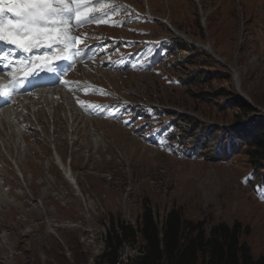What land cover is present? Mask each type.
Here are the masks:
<instances>
[{"label":"rangeland","instance_id":"rangeland-1","mask_svg":"<svg viewBox=\"0 0 264 264\" xmlns=\"http://www.w3.org/2000/svg\"><path fill=\"white\" fill-rule=\"evenodd\" d=\"M119 1L135 5L142 14L151 11L161 21L131 16L124 5L115 10L104 7L103 13H110L107 21L124 18L125 26L119 30L108 22L92 23L85 29L87 37L83 29L79 31V45L88 39L91 55H81L83 64L68 76L82 81L72 82L71 91L65 83L53 86L47 113L38 112L42 123L38 124L36 113L28 115L38 130L25 135L28 142H22L17 116L10 118L14 124L0 120V196L8 203L0 204V264H100L113 221L117 226L123 221L135 225L146 206L160 226L176 208L186 221H203L208 236L219 223L232 226L240 221L249 227L242 240L255 258L263 255L264 184L255 180L264 178V170H259L264 162L256 158L264 154L247 145L264 123V0ZM109 30L120 32L113 36ZM155 35L181 41L174 47L168 44L164 54L161 48L142 45L135 55L129 54L135 47L127 45L131 39L143 43L151 38L146 36ZM207 42L237 69V77L202 45ZM100 58L123 61L121 69L117 72L115 65ZM132 61L158 68L136 74ZM84 78L105 87L112 83L121 95L131 98L132 103L117 113L132 134L108 121L82 120L85 117L79 112L75 117L73 109L82 110L77 98L98 109L106 91L91 90L83 85ZM61 94L63 107L57 108ZM239 96L251 104L252 111L237 109ZM22 123L31 128L26 116ZM223 129L236 133L238 141L247 145L226 155L225 150L215 156L199 151V140L211 152L216 150L208 135L228 141ZM242 129L252 134L242 135ZM190 134L196 138L190 139ZM59 154L67 165L70 159L78 188L64 176ZM140 243L143 247L142 239L124 244L118 252L120 264L136 263L142 255Z\"/></svg>","mask_w":264,"mask_h":264},{"label":"trees","instance_id":"trees-1","mask_svg":"<svg viewBox=\"0 0 264 264\" xmlns=\"http://www.w3.org/2000/svg\"><path fill=\"white\" fill-rule=\"evenodd\" d=\"M236 105L237 109L243 110L244 113L253 110L251 104L241 96ZM224 130L227 135L230 133L226 129H223V132ZM240 133L252 134V131L242 129ZM195 134L191 135V138L195 139ZM208 138L215 147L226 146L221 145L217 137L208 135L207 140ZM248 144L240 141L233 152L247 145L252 146L251 150L257 154H264V123L258 126V136L251 138ZM205 150L210 156L215 154V151L211 152L207 148ZM252 153L250 152V156ZM256 158L264 162L263 155L260 154ZM259 170H264V166L259 167ZM255 182L263 183L264 178H256ZM113 222L106 236V249L101 255L100 264H120L119 250L124 244L128 242L136 244L140 239L144 245L142 247L140 243L142 255L135 264H264V254L255 258L250 245L242 240L243 233L248 232L249 227H244L240 221H235L232 226L226 222L219 223L213 226L208 236L203 221L195 223L186 221L181 211L176 208L166 215L160 226L152 208L146 206L135 225L123 221L117 226L115 220ZM193 233L195 235L191 236Z\"/></svg>","mask_w":264,"mask_h":264},{"label":"snow or ice","instance_id":"snow-or-ice-1","mask_svg":"<svg viewBox=\"0 0 264 264\" xmlns=\"http://www.w3.org/2000/svg\"><path fill=\"white\" fill-rule=\"evenodd\" d=\"M101 6L112 10L122 7L113 3H101ZM91 11L87 0H0V43L22 53L49 50L27 61L13 60L7 51L0 50V62L13 66L9 83L14 86L37 71H52L54 64L68 59L73 50L79 55L77 45L82 40L73 30L88 23H107L106 17L110 15L103 13L98 18L90 15ZM7 95L8 86L0 85V96Z\"/></svg>","mask_w":264,"mask_h":264},{"label":"bare ground","instance_id":"bare-ground-1","mask_svg":"<svg viewBox=\"0 0 264 264\" xmlns=\"http://www.w3.org/2000/svg\"><path fill=\"white\" fill-rule=\"evenodd\" d=\"M177 35L178 36H182V37H184V38H189V36H187V35H182V33H177ZM194 42H197L198 43V41H194ZM1 44V43H0ZM200 44V43H199ZM205 48H207L208 50H209V52L210 53H212V54H215L216 56H217V58H221V61L222 62H224V63H226L227 65H228V63L227 62H225V60L221 57V55L219 56L217 53H216V50L212 47V45L210 44V43H205V44H202ZM8 53H9V55H10V57L13 59V60H20L19 58H16V57H21V55H23L22 54V52H19L18 50H16L14 47H12V48H10V47H8V49L6 50ZM49 50L48 49H46V48H44V49H39L38 51H36L35 52V55L37 56V55H41V54H43L44 52H48ZM72 57H73V52L71 53V59H72ZM231 69H232V71H233V73L235 74V76H238L239 75V73H238V71H237V69L236 68H234L233 66H231V65H228ZM1 71H3L2 69H0V73H2ZM39 87H45V86H39ZM240 88V87H239ZM17 89H18V92L17 93H23L24 91H21V89L20 88H18L17 87ZM33 95L34 96H37L38 97V92H36V91H34L33 92ZM39 98V97H38ZM62 99H64V97H62ZM62 101V100H61ZM13 103L16 105V106H18V102H15V99L13 98V99H10L9 101H7L6 103H5V100L4 101H1L0 100V107H5V106H7V105H9V104H12L13 105ZM28 106V105H27ZM59 107H63V104H60V106H58L57 108H59ZM0 113L2 114V112L0 111ZM3 115V114H2ZM4 120H6L3 116H1ZM98 142H100L98 139H96V143H98ZM100 146H101V144H98L97 146H96V148L97 149H99L100 148ZM95 148V149H96ZM59 156H61V154H59ZM61 158H62V160H63V157L61 156ZM62 160H59V162H60V165L63 167V162H62ZM64 161V160H63ZM72 163V162H71ZM71 165V164H70ZM60 166V167H61ZM64 168V167H63ZM67 168L69 169V167L67 166ZM67 169V175L68 176H66L68 179H69V181L71 182V183H77V185H78V178L76 177L77 175L74 173V171L72 170V168L71 169H69L68 170ZM77 188H78V186H77ZM0 204H1V206H5V205H8V203H6L5 202V200L0 196Z\"/></svg>","mask_w":264,"mask_h":264}]
</instances>
